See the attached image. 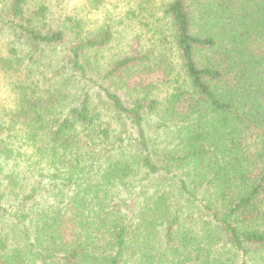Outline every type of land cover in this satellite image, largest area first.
Here are the masks:
<instances>
[{
    "label": "trees",
    "instance_id": "1",
    "mask_svg": "<svg viewBox=\"0 0 264 264\" xmlns=\"http://www.w3.org/2000/svg\"><path fill=\"white\" fill-rule=\"evenodd\" d=\"M115 1L0 0V264H264V0Z\"/></svg>",
    "mask_w": 264,
    "mask_h": 264
},
{
    "label": "rangeland",
    "instance_id": "2",
    "mask_svg": "<svg viewBox=\"0 0 264 264\" xmlns=\"http://www.w3.org/2000/svg\"><path fill=\"white\" fill-rule=\"evenodd\" d=\"M50 7V17L56 19L58 16H78L81 18L85 30L95 28L104 20H112L113 29L116 30L114 39L104 56L119 55L128 50L133 40L141 39L145 46H149L151 39L150 27H142L138 23H131L128 20L121 19V14L126 9V2L115 0H106L98 10H89L86 7V0H52ZM77 17V18H78ZM0 49H3V43L0 41ZM3 51V50H2ZM8 79L0 80V116L4 109H8L13 99V94L9 89Z\"/></svg>",
    "mask_w": 264,
    "mask_h": 264
}]
</instances>
